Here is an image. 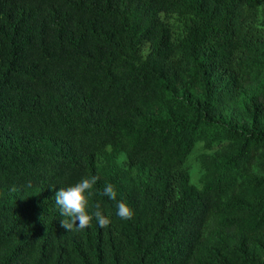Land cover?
<instances>
[{"label":"trees","instance_id":"1","mask_svg":"<svg viewBox=\"0 0 264 264\" xmlns=\"http://www.w3.org/2000/svg\"><path fill=\"white\" fill-rule=\"evenodd\" d=\"M0 264H264V0H0Z\"/></svg>","mask_w":264,"mask_h":264},{"label":"clouds","instance_id":"2","mask_svg":"<svg viewBox=\"0 0 264 264\" xmlns=\"http://www.w3.org/2000/svg\"><path fill=\"white\" fill-rule=\"evenodd\" d=\"M98 177H82L75 184L67 187H61L55 193L54 201L62 217L60 226L71 232H79L92 225L93 220L101 228H108L111 224L110 216H106L101 210L99 203L94 206L90 204L93 196V188L96 185ZM110 200L117 201V191L111 183H106L102 193ZM90 208H94L90 211ZM116 215L121 220H131L134 216V210L123 200L116 203Z\"/></svg>","mask_w":264,"mask_h":264},{"label":"rangeland","instance_id":"3","mask_svg":"<svg viewBox=\"0 0 264 264\" xmlns=\"http://www.w3.org/2000/svg\"><path fill=\"white\" fill-rule=\"evenodd\" d=\"M196 153H197V150H195V152L191 155V157H190V159H189V161L187 162V164H186V169L190 172V174H191V179H192V182L194 183V184H196V185H198L199 183H198V178H199V170H198V167H197V165H196V163H195V155H196ZM119 164L121 165V166H124V164H125V159L123 158V156H121L120 158H119Z\"/></svg>","mask_w":264,"mask_h":264}]
</instances>
